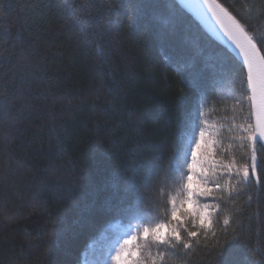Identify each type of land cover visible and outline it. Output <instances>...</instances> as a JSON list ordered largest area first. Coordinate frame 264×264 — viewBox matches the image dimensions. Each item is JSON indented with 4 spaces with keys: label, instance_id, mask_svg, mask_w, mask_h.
<instances>
[{
    "label": "trees",
    "instance_id": "1",
    "mask_svg": "<svg viewBox=\"0 0 264 264\" xmlns=\"http://www.w3.org/2000/svg\"><path fill=\"white\" fill-rule=\"evenodd\" d=\"M216 1L264 46V0ZM249 98L174 0H0V264H113L138 234L157 264H264V151L259 184L237 172ZM157 224L180 241H145Z\"/></svg>",
    "mask_w": 264,
    "mask_h": 264
},
{
    "label": "snow or ice",
    "instance_id": "2",
    "mask_svg": "<svg viewBox=\"0 0 264 264\" xmlns=\"http://www.w3.org/2000/svg\"><path fill=\"white\" fill-rule=\"evenodd\" d=\"M237 29L244 36L245 44H241L238 41L237 47L241 49L244 56L245 63L248 66V84L252 90V95L249 98L251 100V114L255 117V123H248L241 125V129L246 133L241 139L247 141V148L250 152V163L242 164L237 170L238 174L242 173V177L245 181H248L251 177L257 184L261 182L260 174L258 173L257 153L258 151H264V78L254 80L253 67L254 65L264 66V56L260 55L261 51H264V46L260 49L257 48L256 43L253 42L252 38L244 33L243 28L236 22L233 21ZM231 38V37H230ZM204 141V133H200V142L196 144V151L192 152V163L189 165L190 170H194L196 166L197 152L201 148V144ZM234 166V165H233ZM193 176L189 175L187 178V187L192 188ZM204 191H210L204 189ZM127 209L117 207L113 211H126ZM172 219H178V213L173 210ZM204 222L203 220L201 221ZM228 221H225L227 224ZM195 236L196 233H190ZM156 245H167L172 240L180 241V234L172 230V233L168 234V228L165 224H157L155 227L149 228L144 227L142 230V238L145 241L149 240ZM141 238V234L132 236L130 239H124L122 244L115 250V254L112 256L113 264H157V261H163L164 253L161 251L155 257H144L141 247L135 249L131 246L135 241ZM188 247L187 244L184 245Z\"/></svg>",
    "mask_w": 264,
    "mask_h": 264
},
{
    "label": "water",
    "instance_id": "3",
    "mask_svg": "<svg viewBox=\"0 0 264 264\" xmlns=\"http://www.w3.org/2000/svg\"><path fill=\"white\" fill-rule=\"evenodd\" d=\"M188 15L199 22L243 67L248 82V66L245 63L238 41L245 44L244 36L233 23V18L216 0H174ZM231 37V38H230ZM261 55V53H260ZM262 56V55H261ZM254 80L264 78V66L253 67ZM250 97L252 90L249 87Z\"/></svg>",
    "mask_w": 264,
    "mask_h": 264
},
{
    "label": "rangeland",
    "instance_id": "4",
    "mask_svg": "<svg viewBox=\"0 0 264 264\" xmlns=\"http://www.w3.org/2000/svg\"><path fill=\"white\" fill-rule=\"evenodd\" d=\"M197 189V184L195 181H193L191 191H195ZM180 217L184 218H195L196 220H199L200 224H203L205 222V214L206 211L203 208H198L194 206V203L192 199H189L185 206L181 208ZM204 221L203 223L201 221Z\"/></svg>",
    "mask_w": 264,
    "mask_h": 264
}]
</instances>
